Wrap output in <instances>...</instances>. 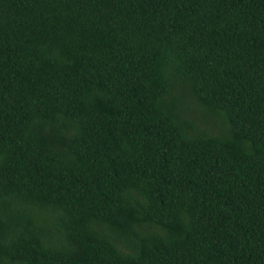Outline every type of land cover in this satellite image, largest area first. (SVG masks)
<instances>
[{"label":"trees","instance_id":"trees-1","mask_svg":"<svg viewBox=\"0 0 264 264\" xmlns=\"http://www.w3.org/2000/svg\"><path fill=\"white\" fill-rule=\"evenodd\" d=\"M0 264H264V0H0Z\"/></svg>","mask_w":264,"mask_h":264}]
</instances>
